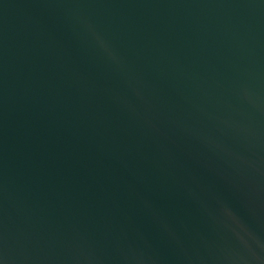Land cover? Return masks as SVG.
Listing matches in <instances>:
<instances>
[{
  "label": "water",
  "instance_id": "water-1",
  "mask_svg": "<svg viewBox=\"0 0 264 264\" xmlns=\"http://www.w3.org/2000/svg\"><path fill=\"white\" fill-rule=\"evenodd\" d=\"M0 264H264V0H0Z\"/></svg>",
  "mask_w": 264,
  "mask_h": 264
}]
</instances>
